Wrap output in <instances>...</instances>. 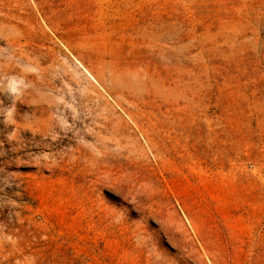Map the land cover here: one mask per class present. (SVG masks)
<instances>
[{
  "label": "rangeland",
  "instance_id": "rangeland-1",
  "mask_svg": "<svg viewBox=\"0 0 264 264\" xmlns=\"http://www.w3.org/2000/svg\"><path fill=\"white\" fill-rule=\"evenodd\" d=\"M0 264H264V0H0Z\"/></svg>",
  "mask_w": 264,
  "mask_h": 264
}]
</instances>
